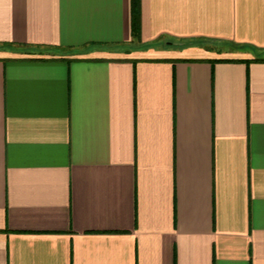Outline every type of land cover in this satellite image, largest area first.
<instances>
[{"label": "crops", "instance_id": "obj_1", "mask_svg": "<svg viewBox=\"0 0 264 264\" xmlns=\"http://www.w3.org/2000/svg\"><path fill=\"white\" fill-rule=\"evenodd\" d=\"M130 2L0 0V264H264V0Z\"/></svg>", "mask_w": 264, "mask_h": 264}, {"label": "trees", "instance_id": "obj_2", "mask_svg": "<svg viewBox=\"0 0 264 264\" xmlns=\"http://www.w3.org/2000/svg\"><path fill=\"white\" fill-rule=\"evenodd\" d=\"M130 32L131 37L135 40H139V10H138V0H131L130 2ZM194 41H182L181 45L192 44ZM227 60L231 59H215V61ZM264 61V59H253V61ZM243 61H249L244 59Z\"/></svg>", "mask_w": 264, "mask_h": 264}]
</instances>
